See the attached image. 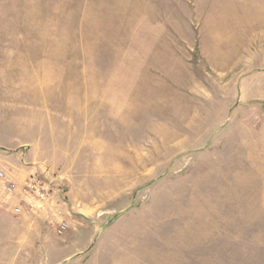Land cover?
<instances>
[{"label":"rangeland","instance_id":"obj_1","mask_svg":"<svg viewBox=\"0 0 264 264\" xmlns=\"http://www.w3.org/2000/svg\"><path fill=\"white\" fill-rule=\"evenodd\" d=\"M263 12L0 0V171L51 184L43 208L0 186V264H58L76 228L112 225L191 264H264Z\"/></svg>","mask_w":264,"mask_h":264},{"label":"crops","instance_id":"obj_2","mask_svg":"<svg viewBox=\"0 0 264 264\" xmlns=\"http://www.w3.org/2000/svg\"><path fill=\"white\" fill-rule=\"evenodd\" d=\"M21 164L23 163L21 162ZM35 169L31 168L27 177L35 172ZM14 181L18 185L17 190L11 195H7L6 185L0 183V186H3L1 194L4 193L12 198L13 203H21L24 201L21 187L25 180L20 181L18 177ZM79 228H76V231L72 233L81 238L82 245L79 244L76 247L78 251L75 252V255L66 261L58 262V264H191L189 254V245L191 244L189 243L187 245L182 242L173 243V247L166 246L171 244H161L160 242L154 243V245L146 244L140 241V237L137 240L135 238L132 240L130 237L131 228L127 226L122 229L116 228L114 225ZM111 233L118 235H111Z\"/></svg>","mask_w":264,"mask_h":264},{"label":"built area","instance_id":"obj_3","mask_svg":"<svg viewBox=\"0 0 264 264\" xmlns=\"http://www.w3.org/2000/svg\"><path fill=\"white\" fill-rule=\"evenodd\" d=\"M0 179L4 180L6 184L5 190L8 195H11L17 190V184L14 180L8 179L6 176L5 172L0 171ZM51 185L50 182H45L41 180L36 174L32 173L30 174L29 178L25 181V185L23 188V194H24V199L26 202V205L28 207L32 208H37L38 205L37 202L39 201L40 203H43L47 201L50 198L51 192L47 189L46 186ZM54 190H58V187H53ZM43 208V206H42ZM23 211V206L18 205L17 207L14 208V214H21ZM59 220V219H57ZM61 221V226H60V231H63L68 227V223L64 220Z\"/></svg>","mask_w":264,"mask_h":264}]
</instances>
